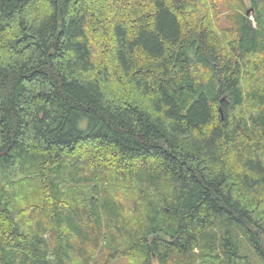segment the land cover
<instances>
[{
    "label": "trees",
    "instance_id": "1",
    "mask_svg": "<svg viewBox=\"0 0 264 264\" xmlns=\"http://www.w3.org/2000/svg\"><path fill=\"white\" fill-rule=\"evenodd\" d=\"M122 261L264 264V0H0V264Z\"/></svg>",
    "mask_w": 264,
    "mask_h": 264
},
{
    "label": "rangeland",
    "instance_id": "2",
    "mask_svg": "<svg viewBox=\"0 0 264 264\" xmlns=\"http://www.w3.org/2000/svg\"><path fill=\"white\" fill-rule=\"evenodd\" d=\"M245 2L248 4V0H245ZM253 25H254V23H253ZM122 263H123V261H122ZM123 264H127L126 262H124Z\"/></svg>",
    "mask_w": 264,
    "mask_h": 264
},
{
    "label": "bare ground",
    "instance_id": "3",
    "mask_svg": "<svg viewBox=\"0 0 264 264\" xmlns=\"http://www.w3.org/2000/svg\"><path fill=\"white\" fill-rule=\"evenodd\" d=\"M246 13H248V12H246ZM249 21H251V20L249 19Z\"/></svg>",
    "mask_w": 264,
    "mask_h": 264
}]
</instances>
